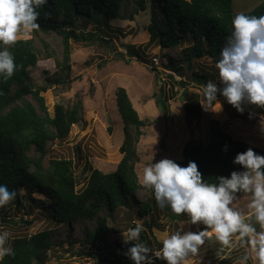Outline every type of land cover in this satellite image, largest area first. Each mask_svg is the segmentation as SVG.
I'll return each mask as SVG.
<instances>
[{
  "label": "trees",
  "instance_id": "trees-1",
  "mask_svg": "<svg viewBox=\"0 0 264 264\" xmlns=\"http://www.w3.org/2000/svg\"><path fill=\"white\" fill-rule=\"evenodd\" d=\"M233 2L234 0H48V4L38 9L39 29L30 39H22L9 48L18 70L8 80L0 78V184L7 185L10 191L17 193L15 200L9 204L14 203L19 208L25 196V199L35 202L26 213H30L35 206L42 207L51 221L65 224L68 229L89 222L90 225L84 226L85 236L80 238L86 248L88 244L105 240L107 217L120 206L137 210L142 220L151 216L153 207H158L150 190V196L144 200L139 198L138 192L145 189L139 182L135 169L138 161L136 144L143 134L142 126L146 121L139 117L126 89L118 87L115 91L116 107L123 126V141L119 147L122 157L115 169L109 172L88 166L90 173L86 183L77 190L75 187L78 177L72 160L48 157V146L54 139L65 138L72 125L82 122V99L78 97L72 103H57L50 113L42 94L46 86L34 87L29 69L42 58L54 57L59 72L47 77L48 82L65 85L63 89L70 87L69 40L78 42L91 39V36L86 38L79 31L91 21L107 24L108 19L132 18L138 8L147 7L151 10L150 23L146 28L149 40L168 49L184 45L179 52L181 56L174 61L169 59L168 66L173 71L180 73L182 60L192 68L195 57L208 56L216 63L220 49L231 34V20L235 16ZM243 14L264 15V2ZM52 35L60 37L61 59H58L56 52L45 40V37ZM126 46L131 53L133 47ZM135 54L138 57L140 53ZM217 77L216 68L209 73L192 69L191 80L198 87L193 90L184 89L183 104L188 118L197 124L201 119L202 86L209 81L216 82ZM178 84L185 86L184 81ZM155 102L165 115L168 106L162 90L155 96ZM256 109L261 111L260 108ZM212 123L215 124L210 128L212 137L206 144L189 142L182 148L181 158L172 160L182 167L194 161L204 178L214 182L215 177L227 176L238 168L232 164L237 153L251 147L264 155V149L233 139L218 122ZM22 189H26V195L21 194ZM36 191L41 192L48 202L34 198L32 195ZM8 205L0 208V218L15 224V219L8 216ZM162 210L172 213L167 207ZM145 224L152 233L153 225L150 222ZM53 234L52 229H44L34 234L13 237L10 244L15 255L5 257L2 264H49V250L56 242L52 239ZM148 238L143 231L140 240L153 249ZM60 240L73 242L68 235L66 239ZM154 243H158L160 247L157 239ZM130 246L123 241L119 243L123 251H127ZM90 255L97 256L94 253ZM102 261L126 264L115 257Z\"/></svg>",
  "mask_w": 264,
  "mask_h": 264
},
{
  "label": "rangeland",
  "instance_id": "rangeland-1",
  "mask_svg": "<svg viewBox=\"0 0 264 264\" xmlns=\"http://www.w3.org/2000/svg\"><path fill=\"white\" fill-rule=\"evenodd\" d=\"M260 2L264 0H234L235 15L244 13ZM150 17L151 10L148 7L138 8L132 18L108 19L107 24L91 21L86 28L80 29L86 38L91 36V39L78 42L69 40L72 82L68 88L63 89L65 85L60 86L47 80V77L59 72L54 57L42 58L29 69L33 86H46L42 94L50 113L57 103H72L78 97L82 99L84 107L82 122L72 125L65 138L54 139L48 146V157L72 160L78 177L75 187L77 190L83 188L86 183L90 173L88 166L109 172L115 169L122 157L119 147L123 141V126L115 101V91L118 87L126 89L139 117L146 121L142 126L143 134L136 144L138 161L135 169L139 182L143 167L149 162L153 151L155 153L153 163L165 158L180 159L182 148L187 143L206 144L211 139L210 128L211 125H215L212 121L218 122L233 139L264 149V112H261L264 109L260 108L259 111L255 106H247L241 114L226 103L223 97L218 96L222 111H206L201 105L200 122L197 124L188 118L183 104L184 89L193 90L198 87V84L191 80L192 69H199L205 73L213 72L215 63L208 56L195 57L192 60V68L182 60L180 73L173 71L168 66L169 59L174 61L181 56L179 52L184 45L168 49L151 42L150 35L146 32ZM45 40L56 52L58 59H61L60 37L52 35L45 37ZM126 45L133 47L131 53ZM135 52L140 53L138 57ZM180 81H184V87L178 84ZM161 90L167 99L168 111L165 115L155 102V96L160 94ZM200 103H204L202 96ZM26 192V189L21 190V194L26 195ZM149 193V190L142 189L138 195L144 200L150 196ZM32 196L48 202L39 191L34 192ZM34 204L31 199H25V196L19 208H16L14 203L9 204L8 216L15 219L18 225L0 218V231H8L11 240L18 235H30L44 229H52L55 233L52 239L56 242L49 250V264H118L102 261L114 257L126 264H133L125 255L127 251L119 247V243L123 241V232L134 227L136 223L142 224L146 236L154 246L153 250H157L159 245L154 243L156 233H172L187 219L183 215L177 217L159 207H153L152 215L142 220L137 210L120 206L107 217L105 240L88 244L86 248L83 247L80 238L85 236L84 226L90 225L89 222L68 229L65 224L51 221L47 211L42 207L35 206L30 213H26ZM245 204L246 197L242 196L240 206L243 208ZM145 222L153 225L152 233ZM66 235L71 238L72 243L60 242V239H66ZM218 247L214 241H209L205 245L202 264H235L240 251L225 253L221 257L217 255ZM90 253L97 256H91ZM156 264L164 262L156 261Z\"/></svg>",
  "mask_w": 264,
  "mask_h": 264
},
{
  "label": "clouds",
  "instance_id": "clouds-1",
  "mask_svg": "<svg viewBox=\"0 0 264 264\" xmlns=\"http://www.w3.org/2000/svg\"><path fill=\"white\" fill-rule=\"evenodd\" d=\"M48 0H0V78L10 79L18 70L9 48L28 40L39 29V11ZM231 34L215 63L218 82L202 86V107L222 111L218 96L238 113L247 106L264 109V15L237 14ZM205 105H207L205 107ZM225 151L227 147L225 146ZM153 151L143 167L140 183L150 190L157 207L187 219L172 233H156L160 247L153 250L140 240L144 227L136 223L123 232L130 244L125 255L133 264H202L209 241L218 244L217 255L240 251L235 264H264V155L253 148L232 160L238 168L227 176L206 180L198 165L182 167L172 159L153 163ZM17 193L0 184V208L15 200ZM246 204L240 206L241 197ZM187 225V228H186ZM193 228L197 230H193ZM8 231H0V264L15 251Z\"/></svg>",
  "mask_w": 264,
  "mask_h": 264
},
{
  "label": "water",
  "instance_id": "water-1",
  "mask_svg": "<svg viewBox=\"0 0 264 264\" xmlns=\"http://www.w3.org/2000/svg\"><path fill=\"white\" fill-rule=\"evenodd\" d=\"M21 221H22V220H21ZM21 221H20V222H21Z\"/></svg>",
  "mask_w": 264,
  "mask_h": 264
}]
</instances>
